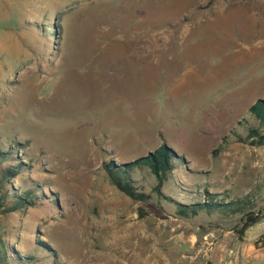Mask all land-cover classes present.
Wrapping results in <instances>:
<instances>
[{
	"label": "rangeland",
	"instance_id": "rangeland-1",
	"mask_svg": "<svg viewBox=\"0 0 264 264\" xmlns=\"http://www.w3.org/2000/svg\"><path fill=\"white\" fill-rule=\"evenodd\" d=\"M258 100L264 0H0V148L27 166L0 182V264L240 256L241 214L177 209L247 198L264 214ZM161 146L178 158L159 193L146 166L126 167L146 201L111 183ZM27 190L34 205L6 212Z\"/></svg>",
	"mask_w": 264,
	"mask_h": 264
},
{
	"label": "trees",
	"instance_id": "trees-1",
	"mask_svg": "<svg viewBox=\"0 0 264 264\" xmlns=\"http://www.w3.org/2000/svg\"><path fill=\"white\" fill-rule=\"evenodd\" d=\"M249 114H251L256 120H258L264 126V100H258L256 103L251 105L248 110ZM251 136L257 137V144H264L263 137H259L256 131L249 132ZM7 150H2L0 148V166L1 164H8L1 171L0 182H7L11 178H15L20 175L23 170L27 169V166L23 164H16L11 167L9 164L11 162L19 161L16 154V149L12 148L11 144H7ZM174 158H178L176 153L167 146H161L156 149L154 152L149 153L144 157H140L135 161L129 164L120 165L118 171L110 170L109 178L111 183L126 196L131 198L133 201H146L149 196L144 193H139L136 191L133 186L132 181H130L127 177L126 167H139L146 166L152 175L157 180V185L154 187L156 193H159L160 186L167 179V175L170 174L173 170H175ZM34 191L27 190L23 197L16 198L12 203V206L6 211H20L28 206L34 205L35 199L30 201ZM247 198L240 199L238 201L232 202H217V201H208L204 203H196L189 205H177V214L180 216L193 215L196 216L200 211H208V212H220L221 214H241L243 217L241 219L240 227L235 231L239 239H242L245 231L258 223L262 218H264V214L261 215L257 212H253L248 205ZM3 208L2 198L0 197V209ZM40 246H42L45 250L47 249L46 243L40 241L38 242Z\"/></svg>",
	"mask_w": 264,
	"mask_h": 264
},
{
	"label": "crops",
	"instance_id": "crops-1",
	"mask_svg": "<svg viewBox=\"0 0 264 264\" xmlns=\"http://www.w3.org/2000/svg\"><path fill=\"white\" fill-rule=\"evenodd\" d=\"M264 222V218H262L258 223L254 224L250 228H248L243 235V247L241 248V255L236 256L234 259L229 261L226 264H264V240L260 239L261 233H257L251 237H248L250 230L254 227ZM247 234V236H246ZM253 241V244H252ZM223 260V259H222ZM200 264L197 261H181L179 258L176 259L174 264Z\"/></svg>",
	"mask_w": 264,
	"mask_h": 264
}]
</instances>
